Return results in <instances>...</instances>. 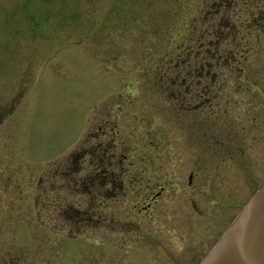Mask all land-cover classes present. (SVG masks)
<instances>
[{
  "label": "rangeland",
  "instance_id": "obj_1",
  "mask_svg": "<svg viewBox=\"0 0 264 264\" xmlns=\"http://www.w3.org/2000/svg\"><path fill=\"white\" fill-rule=\"evenodd\" d=\"M211 2L0 0V262L191 264L264 180V131L243 134L227 77L197 115L168 104L167 68L213 46ZM235 39L204 58L264 63V36ZM98 123L132 162L89 221Z\"/></svg>",
  "mask_w": 264,
  "mask_h": 264
},
{
  "label": "flooded vegetation",
  "instance_id": "obj_2",
  "mask_svg": "<svg viewBox=\"0 0 264 264\" xmlns=\"http://www.w3.org/2000/svg\"><path fill=\"white\" fill-rule=\"evenodd\" d=\"M211 1L213 8L210 10L208 8L205 14H209L207 19H210L212 23L211 33L213 39L208 40L213 42V46L212 48L203 47L201 45L203 41H197V47L192 51L190 44H187V47L183 49L185 56L181 58L182 62L178 63V60H176L173 66L167 68V88L170 90V95L167 96L169 107H171L172 102L178 108L186 110L188 114L195 113L197 115L204 104L212 101L219 102L222 98V93H220L221 82L219 80H222V77L223 80L224 77H227L230 83L229 93L231 96L229 99L232 104L244 106L243 108L256 120H248L246 127L242 129L243 134H256L264 131V63L259 62L253 69L250 65L239 63L238 56L243 53V48L237 47L228 48L229 63H211L204 58V54L215 56V61H217L218 56L224 54V51H221L218 47L220 39L227 37L228 40L236 41V37L239 40L245 35L254 38L264 36V0ZM200 31L202 32L204 29ZM226 70L227 73L223 76L222 71ZM252 76H254V79L251 78ZM233 115L235 116L236 112H233ZM234 124H236V121ZM88 134L89 138L94 137L96 134H102V137L100 136L96 140L91 139V142L88 143L90 156L91 152L95 153L93 154L96 160L95 170L99 167L101 171L99 176L90 175L88 181L84 183L85 193L88 194L85 216L91 221V212L93 211H95V214L103 216L101 211L98 212L97 209L92 208L93 197L114 193V189H108V184L111 188L115 185L121 187L118 178L123 169L128 167V163L132 161L122 158L126 157V154L123 153L121 157H118L111 150L112 147L116 146V142L112 137L105 136V128L102 127L101 123H98L93 130L90 129ZM102 161L106 164H101ZM107 163L116 170L108 169ZM189 180L190 174L188 175ZM99 201H101V198H99ZM203 253L197 255L191 264H195Z\"/></svg>",
  "mask_w": 264,
  "mask_h": 264
},
{
  "label": "water",
  "instance_id": "obj_3",
  "mask_svg": "<svg viewBox=\"0 0 264 264\" xmlns=\"http://www.w3.org/2000/svg\"><path fill=\"white\" fill-rule=\"evenodd\" d=\"M195 264H264V180L246 196Z\"/></svg>",
  "mask_w": 264,
  "mask_h": 264
}]
</instances>
